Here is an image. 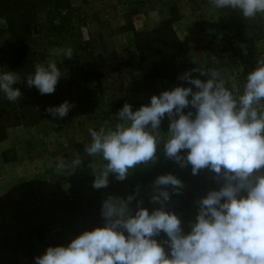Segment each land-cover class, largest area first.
<instances>
[{
	"label": "rangeland",
	"instance_id": "1",
	"mask_svg": "<svg viewBox=\"0 0 264 264\" xmlns=\"http://www.w3.org/2000/svg\"><path fill=\"white\" fill-rule=\"evenodd\" d=\"M12 1L0 7V73L12 71L18 59L3 18ZM171 1L179 13L173 29L182 43L174 76L144 73L138 65L133 31L157 25L158 2L131 14L123 0H25V19L12 11L13 26L25 36L20 43L32 52L26 61L35 66L54 60L63 73L50 96L53 107L65 101L74 107L62 119L44 112L32 123L6 122V137L0 140V264H35V257L49 245L67 246L84 231L103 227L102 203L109 196L126 199L139 186L130 207L135 210L139 200L150 212L160 207L150 202L151 185L160 175H176L185 184L181 194L171 195L166 210L181 218L186 233L197 215L195 201L218 190L214 174L201 170L193 175L190 165L180 168L165 158L163 144L154 164L136 166L123 181L110 175L106 188L92 186V167L99 170L103 161L85 153L90 128L114 127L115 115L125 103L136 111L150 105L153 95L191 86L178 77L198 66L220 71L238 96L255 60L264 56V15L245 20L237 10L216 9L204 0ZM247 41L256 52L251 57ZM57 48H71L73 58L54 56L52 50ZM193 76L207 79L199 73ZM0 99L6 100L2 92ZM169 123L165 116L160 130L167 133ZM156 239L162 242L167 237L162 233Z\"/></svg>",
	"mask_w": 264,
	"mask_h": 264
},
{
	"label": "clouds",
	"instance_id": "2",
	"mask_svg": "<svg viewBox=\"0 0 264 264\" xmlns=\"http://www.w3.org/2000/svg\"><path fill=\"white\" fill-rule=\"evenodd\" d=\"M210 3L216 9L237 10L245 20L264 15V0ZM52 54L73 58L71 48L53 49ZM62 76L54 60L37 63L26 77L27 86L41 95L53 94ZM178 79L191 86L153 95L150 105L136 111L125 103L114 127L90 128L85 153L103 161L99 170L92 167L95 189L106 188L110 175L123 181L136 166L154 164L161 144L165 158L180 168L190 165L193 175L201 170L214 174L218 190L195 201L198 211L188 224L190 231L185 232L175 212L166 210L171 195L182 193L184 182L173 174L160 175L150 195V202L160 207L150 212L139 200L133 210L139 186L126 199L109 196L102 203L103 227L84 231L67 246H49L35 257V264H264V56L255 60L238 96L214 68L198 66ZM18 82L16 72L0 73V92L10 102L23 95L14 87ZM72 107L65 101L46 111L62 119ZM165 116L170 121L167 133L160 130ZM162 233L167 239L161 242L156 237Z\"/></svg>",
	"mask_w": 264,
	"mask_h": 264
},
{
	"label": "trees",
	"instance_id": "3",
	"mask_svg": "<svg viewBox=\"0 0 264 264\" xmlns=\"http://www.w3.org/2000/svg\"><path fill=\"white\" fill-rule=\"evenodd\" d=\"M8 1L12 0H0V7L4 2L7 3ZM204 1L210 2V0ZM123 2L129 4V14L146 4L158 2L160 19L157 25L149 30L133 31L138 65L141 72L144 73L151 74L152 72V74L157 76L176 75L179 67L176 65L175 56L178 53V55H181L180 52L182 50V43L173 29L174 22L179 20L176 4L171 0H123ZM17 4L20 5L17 7ZM24 5L25 0L12 1L8 7H5L9 11L3 16L7 21L12 40H14L12 41V46L18 58L13 62L12 69L19 74L20 82L14 85V87L19 88L23 95L16 102L0 99V120L3 121L0 122V140L6 137L5 129L8 125L6 122L10 119H14L18 123H32L37 119H42L44 117L43 113H47L46 110L54 106V97H50L51 94L41 95L34 86L31 88L27 86L26 77L28 74L34 73V66L32 62L26 61V57H31L32 52L27 45L20 43L25 40V36L18 33V29L13 26V22L11 21L12 11L25 19ZM250 43L251 41H247L246 49L248 57L256 54ZM166 60L168 61L166 62ZM49 246L54 247L59 245L56 243Z\"/></svg>",
	"mask_w": 264,
	"mask_h": 264
}]
</instances>
